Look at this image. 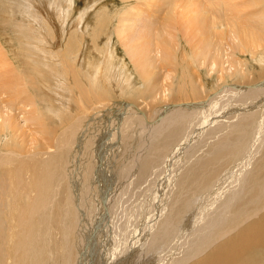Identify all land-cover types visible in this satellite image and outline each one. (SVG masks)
Segmentation results:
<instances>
[{"label":"bare ground","instance_id":"bare-ground-1","mask_svg":"<svg viewBox=\"0 0 264 264\" xmlns=\"http://www.w3.org/2000/svg\"><path fill=\"white\" fill-rule=\"evenodd\" d=\"M175 1L168 0L163 24L169 36L179 8ZM232 2L208 0L214 17L210 9L196 17L189 12L190 29L201 37L194 44L199 53L193 64L203 58L218 64V43L204 15L221 28V9L230 11ZM183 3L190 7L194 0ZM5 5L27 23L39 17L35 0ZM51 6L61 5L54 0ZM60 15L67 16L65 11ZM237 16L231 21L241 28L236 36L241 46L235 47L250 55L244 65L256 76L253 82L235 79L221 89L214 81L206 97L195 93V101L179 100L148 116L134 102L116 103L97 89L99 64L84 58L86 72L72 71L77 102L57 110L56 104L49 109L40 101V111H33L40 139L32 137L28 145L25 130L23 139L12 135L18 132L15 117L5 120L8 127L0 130V143L5 140L0 146V264H94L88 255L95 258L101 246V264H139L136 255L148 241L155 264H264V20L244 26ZM21 26L15 27L14 38L15 52L25 63L20 70L25 89L37 88L33 82L53 87L55 61L53 68L36 65L35 38ZM174 46L166 38L160 41L165 68L172 65ZM128 52L137 69L149 67L145 56ZM121 62L124 75L132 78L130 66ZM142 73L149 74L145 68ZM242 74L237 69L228 77ZM230 101L239 110L231 116ZM49 119L56 122L46 124ZM68 125L70 136L62 131Z\"/></svg>","mask_w":264,"mask_h":264},{"label":"rangeland","instance_id":"rangeland-1","mask_svg":"<svg viewBox=\"0 0 264 264\" xmlns=\"http://www.w3.org/2000/svg\"><path fill=\"white\" fill-rule=\"evenodd\" d=\"M14 1L0 0V54H6L4 59H0V130L8 127L5 122L8 117H15L14 119L17 122L16 130L18 132H12L13 134H11L16 137L20 136V140L23 139L20 132L25 130L26 143L30 142L28 145L32 143L30 141L32 137L40 139L39 134L35 132V130L38 131V125L35 123L37 119L33 117L35 116L34 112L40 111L39 109L42 106L40 101H42L45 108L56 104L58 106L57 110H65L70 105L69 103L76 101V91L72 88L76 85L72 79V71H75V67H77L79 72H86L84 66L87 61L84 58H93L99 64L96 66L100 72H98V76H101V78L97 89L110 93L109 96L116 100V103L127 102L125 99L134 102L147 115L149 114L148 116L152 115L155 110L164 108L166 105L179 100L187 101L190 99L195 101V93L201 98L206 97L209 91H213L212 83L214 81L217 85L222 86V89L225 85L235 82V79L240 83H244V79L253 82L256 77L254 74L252 75V69L244 65L251 60V57L249 54H240L238 51L237 47L241 40L238 41L236 36L241 28L238 23L236 25L231 20L234 19L235 14V16L238 15V22L244 26H255L257 24L255 20L263 21L264 4H259L257 2L259 0H234L232 4L235 9L232 7V11L228 10V12L221 9L222 15L221 17L219 16V19L224 21L225 26L217 28L218 30L215 28V23L212 19L215 7L207 3L208 0H194L190 7L186 6L183 0L175 1V4H179V8L173 12L174 27L171 28L172 35L170 36L163 27L164 19L168 15V0H67V2L66 0H58V5L64 6L63 10L61 6H51V2L54 0H35L39 17L37 20H30V23L25 20L22 21L18 10H13L12 7L6 8L5 4L12 5ZM21 1L23 2V0ZM166 4L168 5L166 6ZM230 6L227 3L226 7L229 8ZM186 7L190 8V10L187 8L188 14H186ZM204 8L206 12L210 9L211 11L209 12L213 16L210 14L204 15L206 17L204 22L206 21L205 25L209 29L211 37H213V42L218 43V47L214 51L216 56L218 55V64L210 63L211 61L208 58H206L207 61L204 58V61L201 59L202 61L198 65L197 63H192V60L197 59L194 62L198 61L196 52L198 51L199 53V49L195 50L194 44L201 37L196 30L194 32V30L190 29L188 16H190L189 12L191 11V14L196 17V15H200L205 11ZM3 10L6 12L4 13ZM64 11L67 16H59ZM229 12H231V15H229ZM14 16L16 18L18 16L17 22H15ZM186 19L189 22L185 23ZM16 23L19 24L17 25ZM16 26H21L23 29L29 27L31 33H33L32 37L35 38V45L38 48L36 65H41L43 68H53L52 58L55 61V74L51 75L53 87L48 86L46 83L33 82L37 88L31 86L32 89L31 87L25 89V84L20 79L24 75L20 72L21 65L23 66L25 63L15 52L16 48H18L17 41L14 38ZM165 38L175 44L173 54H171L172 65L166 66V68L163 67V54L161 48H159L161 39L164 40ZM127 41L129 44L126 43ZM133 49L138 54L145 56L143 60L149 63V67H140L139 69L135 67L134 63H132V56L128 52ZM149 51L151 53L147 55L145 52L149 53ZM239 57H241V60L238 59ZM65 60L69 63L63 66ZM121 60H124L128 67L130 66L132 78H129L126 74V76L124 75L125 70L121 66ZM203 62H205L204 65ZM206 62L209 64L205 66ZM240 62L244 66H241ZM199 64L201 68H199ZM97 68L93 67L94 73H97ZM144 68L149 73L147 77L142 73ZM236 68L245 74H242L241 77H238V75L236 77H228L233 73L235 74ZM31 74L35 75L34 72ZM225 74L227 75L225 77L226 80L223 81L221 79ZM83 75L84 78H88L87 73ZM15 79L18 81H15ZM129 79L133 81H129ZM94 82L95 84L97 83L96 80ZM108 93L106 94L108 95ZM65 94L72 95L73 100L71 101L72 98L69 99L71 96L65 97ZM122 97L125 98L122 99ZM235 101L238 102V100ZM235 101L227 103L226 109L232 112L229 113L230 116L239 111L232 108V103H236ZM104 102L108 101H103L102 103ZM237 107L240 108V106ZM32 108L36 110H32ZM226 109L224 110L226 111ZM31 110L34 112L32 113ZM25 111L27 114H25ZM52 122H56V119L53 121L49 119L46 124H52ZM69 127L70 125L62 131H67L70 136L72 130ZM28 129L30 133L32 130L33 134H30ZM4 141L3 139L0 143L1 147H3ZM192 145L195 146L196 144ZM261 200H263V197ZM93 218L96 220V215ZM148 245L149 241L142 244L136 255V261L139 264H155V260L152 261L153 252ZM103 248L104 246L97 248L96 252L91 250L92 253L95 252L93 254L95 258H90V255H88L89 259H93L94 264L103 263ZM102 249L103 253L100 251ZM98 257L99 259H97ZM96 261L99 262L96 263Z\"/></svg>","mask_w":264,"mask_h":264}]
</instances>
